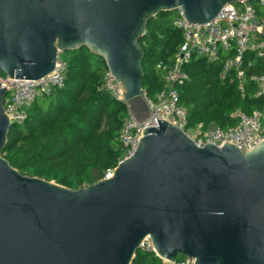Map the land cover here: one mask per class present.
Instances as JSON below:
<instances>
[{"label": "water", "instance_id": "95a60500", "mask_svg": "<svg viewBox=\"0 0 264 264\" xmlns=\"http://www.w3.org/2000/svg\"><path fill=\"white\" fill-rule=\"evenodd\" d=\"M238 1L0 0V73L39 80L59 53L84 48L102 59L137 117L138 103L147 111L139 46L146 23L180 10L203 25ZM5 95L0 84V264H131L146 238L170 264L177 256L264 264V140L244 153L231 144L198 148L157 121L111 178L70 190L3 159L15 126Z\"/></svg>", "mask_w": 264, "mask_h": 264}, {"label": "trees", "instance_id": "16d2710c", "mask_svg": "<svg viewBox=\"0 0 264 264\" xmlns=\"http://www.w3.org/2000/svg\"><path fill=\"white\" fill-rule=\"evenodd\" d=\"M172 14H157L145 25L139 41L143 51L142 90L153 98L166 88L164 76L183 43L172 25ZM66 79L61 88L38 97L22 125L11 126L3 159L20 174L78 190L104 178L124 157L118 140L126 106L104 91L106 67L82 48L61 54ZM220 64L193 56L185 67L188 80L176 88L178 104L186 111L188 127L198 124L228 129L235 125L230 114L264 108V98H254L247 83L244 97L235 83L220 78ZM0 78L4 75L0 73ZM185 258L177 256L175 262ZM131 264H163L152 253L139 249Z\"/></svg>", "mask_w": 264, "mask_h": 264}, {"label": "built area", "instance_id": "2783aa9c", "mask_svg": "<svg viewBox=\"0 0 264 264\" xmlns=\"http://www.w3.org/2000/svg\"><path fill=\"white\" fill-rule=\"evenodd\" d=\"M172 17V25L181 31L183 43L164 76V91L153 98L143 92L142 101L147 109L145 119L139 120L130 111L118 84L107 70L104 72V91L126 106V116L118 136L124 148L121 161L132 156L142 132L156 127L157 121L173 125L198 148L208 144L216 148L231 144L242 153L255 148L264 140V108L248 114L235 110L230 114L235 125L228 129L202 124L188 127L186 111L178 104L176 88L188 80L185 67L196 56L207 63H219L220 78L230 84L235 83L242 98L247 83L255 87L254 98H264V0H239L236 4L225 5L212 21L203 25L188 23L180 10ZM61 54L56 56L54 70L39 80L0 78V84L6 90L3 108L9 124L22 125L27 119L28 109L38 97L50 95L53 89L63 87L66 66ZM113 170H107L102 180L111 178ZM140 249L155 255L149 238L144 239ZM171 264H192V261L184 259Z\"/></svg>", "mask_w": 264, "mask_h": 264}, {"label": "crops", "instance_id": "0c3cea01", "mask_svg": "<svg viewBox=\"0 0 264 264\" xmlns=\"http://www.w3.org/2000/svg\"><path fill=\"white\" fill-rule=\"evenodd\" d=\"M137 118L140 120V119H143L147 116V111L143 108V106L141 104H137Z\"/></svg>", "mask_w": 264, "mask_h": 264}, {"label": "rangeland", "instance_id": "374dc122", "mask_svg": "<svg viewBox=\"0 0 264 264\" xmlns=\"http://www.w3.org/2000/svg\"><path fill=\"white\" fill-rule=\"evenodd\" d=\"M172 18H173L172 16L169 17L170 20H172Z\"/></svg>", "mask_w": 264, "mask_h": 264}]
</instances>
